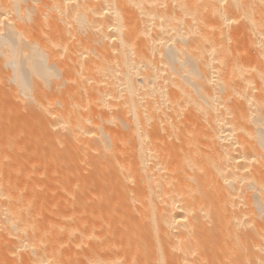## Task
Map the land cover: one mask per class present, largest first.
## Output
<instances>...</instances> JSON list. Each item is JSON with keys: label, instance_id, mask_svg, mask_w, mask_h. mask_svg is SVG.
Here are the masks:
<instances>
[{"label": "bare ground", "instance_id": "6f19581e", "mask_svg": "<svg viewBox=\"0 0 264 264\" xmlns=\"http://www.w3.org/2000/svg\"><path fill=\"white\" fill-rule=\"evenodd\" d=\"M0 264H264V0H0Z\"/></svg>", "mask_w": 264, "mask_h": 264}]
</instances>
